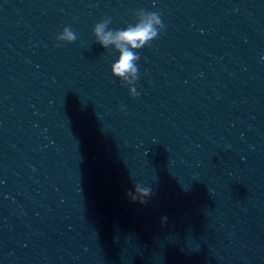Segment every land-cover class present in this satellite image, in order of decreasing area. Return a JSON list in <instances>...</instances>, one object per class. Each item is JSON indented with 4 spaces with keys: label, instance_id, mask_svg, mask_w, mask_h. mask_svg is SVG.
Returning <instances> with one entry per match:
<instances>
[{
    "label": "clouds",
    "instance_id": "obj_1",
    "mask_svg": "<svg viewBox=\"0 0 264 264\" xmlns=\"http://www.w3.org/2000/svg\"><path fill=\"white\" fill-rule=\"evenodd\" d=\"M135 15L136 22L122 30L109 29L108 25L111 23L109 18L102 19L93 27L96 42L104 49L111 47L119 53L118 59L111 65V75L125 84L129 81L135 82L137 79L136 62L140 57L135 50L149 45L163 29L161 18L157 13L140 9ZM57 40L71 43L76 40V35L70 28L65 27L57 36ZM129 94L136 96V89L131 88ZM127 195L131 201L143 205L151 195V188L136 184ZM166 219L167 217H163L162 222Z\"/></svg>",
    "mask_w": 264,
    "mask_h": 264
}]
</instances>
